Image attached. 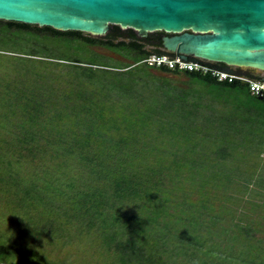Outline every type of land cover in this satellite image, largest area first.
Here are the masks:
<instances>
[{"label":"trees","instance_id":"trees-1","mask_svg":"<svg viewBox=\"0 0 264 264\" xmlns=\"http://www.w3.org/2000/svg\"><path fill=\"white\" fill-rule=\"evenodd\" d=\"M166 35L156 32L139 38L132 29L112 26L106 36L94 38L81 32L0 21V43H24L30 52L23 58L46 66L40 68L42 72L36 69V73L48 79L38 92L31 90L24 95L23 112L11 116L14 122L8 138L1 139L0 135V181L7 177L17 187L18 197L27 201V207L20 209L25 215L30 210L37 211L41 234L72 239L70 231L75 228L79 236H99L119 264H168L165 248L172 239L169 235L174 224L180 222L171 217L175 208L173 188L184 167L197 168L196 163L204 157L195 152L196 141L228 145L241 140L231 139L230 133L242 135L248 126L252 131L264 130V117L258 123L251 117L239 119L235 112L206 118L204 124H198L195 103L184 105L176 100L172 106L170 97L165 103L163 95L158 94L164 86L146 84L156 74L182 75L222 96L241 93L264 115V98L253 96L247 83L219 82L210 74L181 73L145 64L153 55L175 57L163 49L162 37ZM52 39L126 53L133 64L117 67L107 61L103 65L74 59L58 62L50 54L48 42ZM209 65L253 79L242 69L219 63ZM96 81L102 83L103 94ZM157 97L161 101L155 103ZM178 105L189 112L181 127L174 122ZM185 140L190 144L181 153ZM228 148L218 147L221 157ZM187 152L194 157L186 158ZM172 155V161H167ZM203 160L209 163L206 157ZM46 161L56 164L57 175L44 168ZM23 162L36 164L42 174L23 178L13 170L14 165ZM73 163L78 172L75 179H70L68 170ZM196 220L199 219L191 220L196 227L185 240L187 245L198 248L202 243ZM247 230L243 228L242 232ZM11 256L12 250L0 238V264H18L11 261ZM28 256L33 262L51 264L33 251Z\"/></svg>","mask_w":264,"mask_h":264},{"label":"rangeland","instance_id":"rangeland-1","mask_svg":"<svg viewBox=\"0 0 264 264\" xmlns=\"http://www.w3.org/2000/svg\"><path fill=\"white\" fill-rule=\"evenodd\" d=\"M48 43L51 57L58 59V62L74 59L99 65L107 61L111 66L117 67L133 64L132 58L126 53L101 46H83L77 42L54 39ZM28 52L30 50L24 43H0L1 139L8 138L14 122L11 116L22 111V105L26 103L23 102L24 95L31 90L38 92L48 79L38 77L36 73L46 66L23 58ZM78 82L83 86L82 80ZM146 82L152 87L164 86L163 91L158 94L163 95L164 101L170 97L172 106L176 100L184 105L190 103L193 106L195 103L198 124H204L206 118L235 112H238L235 116L239 119L251 117L258 123L264 117L243 94L231 92L222 96L201 83L189 82L182 75L156 74V77ZM101 86L102 83L96 81L99 93L103 94ZM158 100L161 101L157 97L155 103ZM179 107L180 109L175 108L179 114H174L176 127L185 126L183 117L189 115L184 107ZM245 128L242 135L230 133L231 139L241 138L234 144L219 142L213 146L208 144L209 140L196 141L198 148L195 152L206 157L209 163L203 162L202 157L203 161L196 163L197 168L186 165L173 188L172 205L175 208L171 217L180 222L174 224L169 235L172 239L168 240L169 245L165 248V261L168 264H264V130L252 131L250 126ZM201 136L204 137L202 134ZM188 144L190 143L185 140L182 148L180 147L183 149L181 153ZM218 147H229L224 158L220 156ZM166 148L171 152L175 150L170 146ZM172 157L173 155L168 157L167 161L171 162ZM192 157L194 154L188 155L187 152L186 158ZM52 162L46 161L44 168L57 175L56 164ZM1 164L0 158V179ZM71 165L68 178L75 179L78 167L74 163ZM201 166L202 169L199 168ZM36 167L34 163L23 162L19 166L14 165L13 170L18 171L23 178H32L35 173L42 174ZM16 189L8 182L7 177L3 182L0 181V238L12 250L10 259L13 263L40 264L30 260L28 253L33 251L51 264H119L113 253L103 246L102 239L94 234L79 236L75 234V228L70 231L72 239L41 234L39 229L42 224L37 211L30 210L25 215L20 210L27 207V201L18 197ZM44 219L45 216L43 221ZM194 219H199L196 221L200 224L198 233L201 235L199 238L202 246L198 248L187 245L185 240L190 231L193 232V227H196L191 224ZM243 228L248 229L246 233L242 232Z\"/></svg>","mask_w":264,"mask_h":264},{"label":"water","instance_id":"water-1","mask_svg":"<svg viewBox=\"0 0 264 264\" xmlns=\"http://www.w3.org/2000/svg\"><path fill=\"white\" fill-rule=\"evenodd\" d=\"M0 21L106 36L163 32V49L264 73V0H0ZM264 81V80H263Z\"/></svg>","mask_w":264,"mask_h":264},{"label":"built area","instance_id":"built-area-1","mask_svg":"<svg viewBox=\"0 0 264 264\" xmlns=\"http://www.w3.org/2000/svg\"><path fill=\"white\" fill-rule=\"evenodd\" d=\"M151 67H166L171 71L179 72H199L204 75L210 74L219 82L233 83L235 81H241L249 85L250 93L253 96L264 98V81H257L245 76L237 75L228 71L219 70L211 67L212 62H208L202 59L194 58L193 60L184 61L178 59L177 56L171 57L167 55L157 56L153 55L149 59L144 61Z\"/></svg>","mask_w":264,"mask_h":264},{"label":"flooded vegetation","instance_id":"flooded-vegetation-1","mask_svg":"<svg viewBox=\"0 0 264 264\" xmlns=\"http://www.w3.org/2000/svg\"><path fill=\"white\" fill-rule=\"evenodd\" d=\"M165 36L162 37V40ZM154 43H156V41H154ZM160 48V47H159ZM243 73H248L250 74L251 77H253L254 80H257V81H263L264 80V73H258L256 70H251V69H246V70H242Z\"/></svg>","mask_w":264,"mask_h":264}]
</instances>
